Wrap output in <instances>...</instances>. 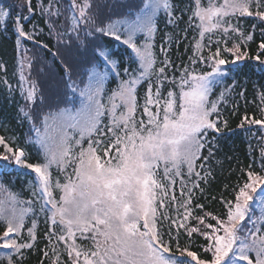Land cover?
I'll return each mask as SVG.
<instances>
[{
  "label": "snow or ice",
  "instance_id": "1",
  "mask_svg": "<svg viewBox=\"0 0 264 264\" xmlns=\"http://www.w3.org/2000/svg\"><path fill=\"white\" fill-rule=\"evenodd\" d=\"M20 7L36 11L31 0ZM38 11L48 36L56 39L54 51L39 40L37 25L25 29L30 16L18 13L13 20L18 49L25 39L35 41L51 64L22 50L18 88L24 104L18 117L30 124L38 161L29 162L25 148L0 136V166L32 175L29 199L0 183L8 193L0 199V249L6 250L0 264H23L24 250L38 240L40 215L48 225L43 255L51 248V264H264V163L259 172L252 165L242 170L245 178L233 186L232 199L221 198V215L194 214L204 209L194 201L212 175L216 134L227 127L220 105L236 86L239 62L249 58L241 44L253 40L231 21L254 17L264 24V0H192L183 9L175 0H48ZM189 11L184 38L189 29L197 30L189 62L174 65L162 46L164 59L158 60L154 38L161 15L175 28ZM10 16L11 9L0 7L5 30ZM235 34L241 42L228 47ZM166 35L169 45L179 44ZM260 35L251 59L264 72V28ZM113 41L129 49L128 55L119 56ZM34 65H40L35 78ZM110 83L115 87L107 88ZM145 85L141 98L138 88ZM260 98L264 103V93ZM245 124L264 132V119L245 116L239 127ZM260 143L264 161V135ZM194 234L205 240L200 255L191 250ZM182 235L188 237L183 245Z\"/></svg>",
  "mask_w": 264,
  "mask_h": 264
},
{
  "label": "trees",
  "instance_id": "2",
  "mask_svg": "<svg viewBox=\"0 0 264 264\" xmlns=\"http://www.w3.org/2000/svg\"><path fill=\"white\" fill-rule=\"evenodd\" d=\"M124 3H133L135 0H123ZM25 3V0H0V7L4 9H11V16L6 19L7 30L5 25L0 24V136L7 138L10 145L13 147H23L30 157L29 162L38 161L37 149L29 142V137L34 134L30 131V124L28 122H21L18 117V109L24 104L19 88V68L18 64L23 54V49H27V56H35L39 54L40 57L46 59L51 64V56L47 51H44L35 41L23 40L18 49L16 45V34L13 28V20L18 13L30 16V19L24 21L26 30H30L35 24L41 30L39 40L47 44L53 51L56 44L55 37H49L47 27L45 25V18L39 14L38 6L46 5L48 0H31V5L36 11L29 13L27 7L20 6ZM175 3L180 9L192 3V0H175ZM123 11L124 9H117ZM179 14V13H178ZM189 12L183 13L182 19L178 22V27H173L166 23V18L161 15L159 20V30L154 38L155 52L158 60L164 59V54L160 52L161 46L168 50V58L176 66H181L189 62V57L192 56L193 50L191 44L194 43L193 37L197 36V30L189 29L186 37L182 31L189 18ZM198 22V21H197ZM234 25H238L241 32L245 34L251 33L253 40L248 41L247 44H241L242 49L247 50L249 58L241 61L239 68L235 73L236 86L234 90L227 96V103L221 104L222 120L227 121V127L222 129V134H216V142L213 147L215 153L210 160L209 166L212 175L208 178L207 184L201 183L204 188V193L201 194L198 190L196 193L195 204H203V211L196 210L195 215H203V212L212 213L213 215H221L224 211V205L221 198L232 199V188L242 178H245L242 170H247L249 165L257 172L261 171L260 164L264 161L260 160V137L264 132L260 130V126H248L242 129V119L245 116L255 119H264V103L261 102L260 94L264 93V72L259 70L258 62L251 59L257 54L258 45L261 42L260 30L264 28V24L259 23L254 17L240 18L237 20L233 18L231 21ZM253 25H256L253 28ZM172 34L173 39H179L177 45L167 42V35ZM178 34V35H176ZM219 35V33H217ZM215 39V37H213ZM241 42L239 34L232 35L228 40L227 46L231 47L233 42ZM107 42V38L106 41ZM113 50L121 57H125L130 52L125 46L120 43L112 42ZM215 50V47L212 49ZM207 54V49L204 50ZM227 55V54H226ZM231 59V56H228ZM264 59V57H262ZM159 63L157 67H159ZM40 65L33 66V78H35L36 69ZM135 67V65H133ZM202 67V66H200ZM169 70V75H171ZM179 75V72H176ZM7 80L8 84L13 86L10 90L3 83ZM231 84L229 79L225 82ZM43 86V85H42ZM115 86L114 83L107 84L106 87L111 89ZM146 87V85H145ZM141 87V88H145ZM139 90V88H138ZM219 88L216 89L217 93ZM166 91V89H165ZM243 92L241 96L240 93ZM215 99V97H212ZM250 128V130H249ZM211 139V138H210ZM0 152H3V147L0 146ZM204 155H208L204 151ZM255 161V162H254ZM42 162V160L40 161ZM30 170H17L14 166L3 168L0 166V183L12 193H19L21 199H29L31 196L29 190V181L32 180V175L27 174ZM31 217L26 218L27 226H31ZM207 222L214 223L209 217ZM190 224L195 225L194 219L189 221ZM48 230V225L45 223V217L40 215L37 224L38 240L35 248L32 250H24L25 259L23 264H51L52 252L48 248L49 256L46 258L43 252L47 245V239L44 237L45 231ZM3 232V224H0V233ZM22 236L27 238V231L22 232ZM192 239L191 250L196 251L198 255L202 253V246L205 243L203 237L194 234ZM188 240L186 235L181 236V245ZM87 246V242H84ZM63 244L59 245L60 251L63 253ZM3 250L0 249V253ZM67 259L66 255L62 256Z\"/></svg>",
  "mask_w": 264,
  "mask_h": 264
},
{
  "label": "rangeland",
  "instance_id": "3",
  "mask_svg": "<svg viewBox=\"0 0 264 264\" xmlns=\"http://www.w3.org/2000/svg\"><path fill=\"white\" fill-rule=\"evenodd\" d=\"M141 39H142V37H141ZM24 55L25 54H23V56ZM145 89H146V87L144 89L143 88H139V90H138L139 97H141V98L143 97ZM85 147H87L86 144H85ZM68 171L71 172V169H69ZM52 172H53V176L54 177H59V180H60L61 183L65 182L63 174L59 173L55 168L52 169ZM7 195H8V193L6 191H0V199L6 200L7 199ZM56 195H57V198H59L60 193L57 192ZM21 242H23V241H21Z\"/></svg>",
  "mask_w": 264,
  "mask_h": 264
}]
</instances>
